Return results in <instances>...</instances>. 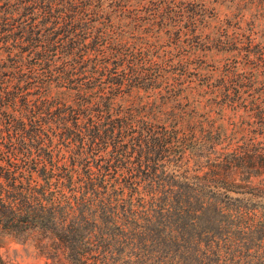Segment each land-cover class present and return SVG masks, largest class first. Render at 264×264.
I'll return each mask as SVG.
<instances>
[{
  "label": "trees",
  "instance_id": "1",
  "mask_svg": "<svg viewBox=\"0 0 264 264\" xmlns=\"http://www.w3.org/2000/svg\"><path fill=\"white\" fill-rule=\"evenodd\" d=\"M206 21L184 0H0L1 231L80 230L66 219L86 186L142 195L136 167L264 185L262 149L230 135L239 86L195 82L191 43Z\"/></svg>",
  "mask_w": 264,
  "mask_h": 264
},
{
  "label": "rangeland",
  "instance_id": "2",
  "mask_svg": "<svg viewBox=\"0 0 264 264\" xmlns=\"http://www.w3.org/2000/svg\"><path fill=\"white\" fill-rule=\"evenodd\" d=\"M184 1L202 4L207 16L191 43L198 47L195 82L239 86L237 114L227 121L239 128L230 135L264 153V0ZM176 166L168 163L152 177L136 167L142 195L135 183L123 192L86 186L87 196L66 219L83 228L63 238L62 232L0 230V264H264V185L227 189ZM251 179L260 184L258 176Z\"/></svg>",
  "mask_w": 264,
  "mask_h": 264
}]
</instances>
